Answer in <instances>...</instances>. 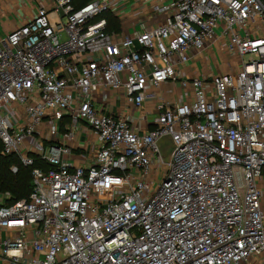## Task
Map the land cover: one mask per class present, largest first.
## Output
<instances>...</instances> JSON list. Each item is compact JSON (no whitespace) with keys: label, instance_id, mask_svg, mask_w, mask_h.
I'll list each match as a JSON object with an SVG mask.
<instances>
[{"label":"built area","instance_id":"2783aa9c","mask_svg":"<svg viewBox=\"0 0 264 264\" xmlns=\"http://www.w3.org/2000/svg\"><path fill=\"white\" fill-rule=\"evenodd\" d=\"M53 1L0 41V141L33 167L28 197L0 193V264H264V0ZM142 4L164 20L121 35L101 16ZM221 38L239 71L185 77ZM121 90L161 98L153 129L97 105Z\"/></svg>","mask_w":264,"mask_h":264},{"label":"crops","instance_id":"0c3cea01","mask_svg":"<svg viewBox=\"0 0 264 264\" xmlns=\"http://www.w3.org/2000/svg\"><path fill=\"white\" fill-rule=\"evenodd\" d=\"M51 9L54 7L53 0H0V41L9 32L31 20L40 7ZM138 6V5H137ZM136 6V7H137ZM140 9L130 11L124 18L119 20V33L121 35H132L146 27H153L161 23L165 15L155 13L152 16L148 13L149 5H139ZM137 9V8H136ZM228 39L221 38L217 43L209 46L200 53H193V57L184 67L185 77L191 76H213L224 73H236L240 69V59L232 56L226 48ZM64 74V73H63ZM184 89L180 82L165 83L157 92L170 101L175 96V92H183ZM97 105L103 106L106 103L100 101L105 98L112 107V114L116 116L130 115L140 133H144L155 127L154 119L158 115L157 105L161 102L160 97L147 99L142 109H137L133 102L127 98L121 90L114 93H97ZM83 144V152L87 153L88 159L83 161L88 166L93 155L98 149L96 135L91 129L79 125L76 130ZM76 162V161H75Z\"/></svg>","mask_w":264,"mask_h":264},{"label":"trees","instance_id":"16d2710c","mask_svg":"<svg viewBox=\"0 0 264 264\" xmlns=\"http://www.w3.org/2000/svg\"><path fill=\"white\" fill-rule=\"evenodd\" d=\"M90 0H75L76 8H81ZM108 20L109 29L119 30V20L109 13H104ZM18 167L16 172L12 171V166ZM36 166L50 167L37 159ZM31 166L24 165L17 154H6L3 150V144L0 141V193H10L11 198L5 200V204H11L16 200L28 197L33 188Z\"/></svg>","mask_w":264,"mask_h":264},{"label":"rangeland","instance_id":"374dc122","mask_svg":"<svg viewBox=\"0 0 264 264\" xmlns=\"http://www.w3.org/2000/svg\"><path fill=\"white\" fill-rule=\"evenodd\" d=\"M250 56H246V59H249ZM160 147L164 156V159L168 161L170 159L171 145L169 139H164L160 141Z\"/></svg>","mask_w":264,"mask_h":264}]
</instances>
